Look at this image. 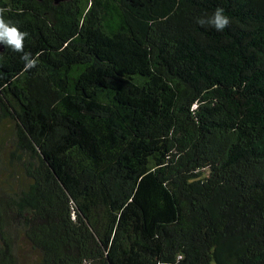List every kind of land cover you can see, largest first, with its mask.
<instances>
[{
    "label": "trees",
    "instance_id": "1",
    "mask_svg": "<svg viewBox=\"0 0 264 264\" xmlns=\"http://www.w3.org/2000/svg\"><path fill=\"white\" fill-rule=\"evenodd\" d=\"M0 7V264H264V0Z\"/></svg>",
    "mask_w": 264,
    "mask_h": 264
},
{
    "label": "clouds",
    "instance_id": "2",
    "mask_svg": "<svg viewBox=\"0 0 264 264\" xmlns=\"http://www.w3.org/2000/svg\"><path fill=\"white\" fill-rule=\"evenodd\" d=\"M7 11L6 8L0 7V44L12 48L13 51L23 53L21 59L25 63V70L31 69L36 66L37 60L32 58L30 52L24 51V41L29 33L21 31L19 26L11 20H6L5 13ZM197 22L201 25L210 24L217 31H223L229 25L230 18L225 14L223 8H217L209 19H200Z\"/></svg>",
    "mask_w": 264,
    "mask_h": 264
},
{
    "label": "rangeland",
    "instance_id": "3",
    "mask_svg": "<svg viewBox=\"0 0 264 264\" xmlns=\"http://www.w3.org/2000/svg\"><path fill=\"white\" fill-rule=\"evenodd\" d=\"M0 131H1V133H5L4 135L2 134V136L7 139V144H8V150H6L0 156V159H2L3 162H5V164H0V173H1V175H3V177H8L7 176V168L9 167L8 161L10 159L11 152L14 150L11 147V143H10V140H12V138H13V136H12L13 133L11 132V126L7 122H1L0 123ZM2 178L0 177V187L2 186L1 185Z\"/></svg>",
    "mask_w": 264,
    "mask_h": 264
},
{
    "label": "water",
    "instance_id": "4",
    "mask_svg": "<svg viewBox=\"0 0 264 264\" xmlns=\"http://www.w3.org/2000/svg\"><path fill=\"white\" fill-rule=\"evenodd\" d=\"M55 4H59V3H62L64 2L65 0H53Z\"/></svg>",
    "mask_w": 264,
    "mask_h": 264
}]
</instances>
